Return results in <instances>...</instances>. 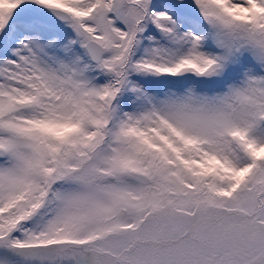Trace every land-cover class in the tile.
I'll use <instances>...</instances> for the list:
<instances>
[{
    "label": "snow or ice",
    "instance_id": "1",
    "mask_svg": "<svg viewBox=\"0 0 264 264\" xmlns=\"http://www.w3.org/2000/svg\"><path fill=\"white\" fill-rule=\"evenodd\" d=\"M0 264H264V0H0Z\"/></svg>",
    "mask_w": 264,
    "mask_h": 264
}]
</instances>
